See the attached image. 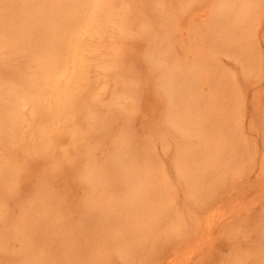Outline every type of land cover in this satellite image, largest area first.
<instances>
[{
  "label": "rangeland",
  "instance_id": "obj_1",
  "mask_svg": "<svg viewBox=\"0 0 264 264\" xmlns=\"http://www.w3.org/2000/svg\"><path fill=\"white\" fill-rule=\"evenodd\" d=\"M94 1L97 2L81 0L69 25L71 30L68 27L69 32L59 29L61 32L56 33L58 37L61 33L66 35L61 34L55 40L59 58H54L58 63L54 62L57 66L52 69L55 73H50L48 89L30 88L37 74H24L31 72L26 71L30 67L25 62L28 56L14 55L18 52L8 56L13 52L4 49L7 44L0 48L6 51L0 57V88L5 85L4 91L9 89L7 94L10 93L0 101L15 99L18 103L15 106L19 105L17 110H20L12 111L0 121V264H21V259L25 258L22 252L30 245H35V250L38 247L41 254L49 252L53 264H231L233 259L238 264H261L264 261V0H261L263 4L260 3L253 27L255 55L252 62L245 60L241 51L228 46L225 32L218 28L214 17H208L209 1L118 0V3L113 0L110 2H116L114 14L105 11L108 16L100 14L92 24L89 12L98 5ZM102 2L97 3L102 6L105 4ZM162 7L176 11L177 15L171 13L176 19L182 15V24H186L183 27L189 35L198 34L199 26H211L208 38L199 43L211 55L213 66H217L224 78L221 79L222 74H203L204 87L199 94L210 101L214 94H220L228 99L232 108L235 107V121L231 120L235 128L230 126V130L239 138H231L227 146L234 145L236 139L239 146L235 144L237 150L235 146L227 149L225 145V150H221V155L224 152L226 157L218 156L216 169L228 168L226 173L218 174L221 179L199 182L197 172L185 170L178 163L179 138L173 135L157 137L154 149L162 173L161 185L167 186V198L162 201L166 208H161L159 219L152 222L153 225L147 223L151 225L150 230L157 232L150 231L152 234L145 235L148 238L141 237L145 241L139 238L138 244L133 241L137 240L134 236L126 238L136 244L135 248L139 246L138 250L127 251L121 243L124 235L120 237V233H127L129 228L128 232L134 231L136 217L131 215L132 210L125 212L123 218H119L121 214L113 218L110 223L113 225L107 228L109 235L90 214V209L96 206V195L92 191L96 186L94 167L118 188L110 198L113 208L117 209L124 199L129 202L131 189L127 182L123 183L124 177L117 179L110 173L115 169V156L121 154L114 150L119 145L116 133L119 130L132 137L135 133L134 140L141 143L151 130L167 119L170 102L173 103L169 92L158 89L156 74L144 63L155 44L146 35L151 33L153 26L159 32L166 29L158 12ZM119 14L130 18L133 23L130 29L127 22V28L121 25L125 21H120ZM174 33L172 29L170 34ZM195 36L198 40L201 37ZM175 47L178 54L183 55L182 48ZM2 52L0 50V54ZM20 60L25 62V72V65L19 66ZM28 61L33 68L39 63ZM13 70L17 73L12 74ZM24 80L29 87L23 84ZM130 88L137 90L139 99L135 97L137 93L134 95L136 90L133 92ZM1 89V95L6 94ZM113 114H119L121 121L129 116L131 124L126 123V126L132 128L126 129L123 121L114 129L106 128L104 121L112 120ZM95 121L106 125L105 130H108L104 136H98L104 130L97 129L99 122ZM169 121L177 123V120ZM227 157V161L232 162L222 165L221 160ZM87 172L92 179H88ZM194 181L199 185L193 184ZM44 191L52 197L47 199ZM169 225L171 230L175 228L171 231L166 227ZM154 227L155 230L151 229ZM38 259L39 256L33 258L34 261ZM27 260L22 263L32 261Z\"/></svg>",
  "mask_w": 264,
  "mask_h": 264
},
{
  "label": "bare ground",
  "instance_id": "obj_2",
  "mask_svg": "<svg viewBox=\"0 0 264 264\" xmlns=\"http://www.w3.org/2000/svg\"><path fill=\"white\" fill-rule=\"evenodd\" d=\"M100 1L101 2L103 1L102 4L105 2V4L107 5L106 9H105V6H106L105 4H103L102 6L101 4L99 5ZM110 1H113V0H99V1L97 0V2L99 3L94 1L96 4H98L97 6L94 4V2H92L93 6L95 5L93 11L91 10L92 13L89 12V15H91V17L89 16L90 21H92L91 22L92 24L93 23L95 24L94 21H96V19L99 18L100 14L102 15V17H103V14H107L106 16H108V13L114 14V12L112 11H113V8L116 2H110ZM116 1L119 3L118 0ZM188 1H191V0H188ZM206 1L207 2L209 1L208 5H210L208 17H214V21L216 25L218 26V28H221V30L225 32L224 36L225 35L227 36H225L224 38L226 39L228 46L237 51H241L244 54L243 58L249 62H252L254 59V55H255L254 54L255 53L254 44L252 41L253 40V27L255 25V21H257L255 17L259 15L260 6L263 4V2L261 0H206ZM80 2L81 0H0V48L6 47V44H7L8 46L4 49L7 52L8 50L13 52L12 54L10 53V55L8 54V56H12L15 52H18L17 54L15 53L14 55H18V54H20L21 56L26 55L28 56V60H31L32 62L39 61L36 68L35 66L33 68V65L30 63V61L25 60V62L28 63L26 65L28 66L30 65V67L33 68L32 70L30 69V67H28L29 68L28 69L26 65L24 64L25 62L20 60L21 61L20 63H22L21 65H19L20 68H22L21 67L22 65L23 66L25 65L24 72L26 68H27L26 71L31 70L30 73H27V72L24 73L22 71L24 74H34V75L37 74V78L33 79V82L34 80L36 81L34 83L31 82L33 83V85L30 84L31 86L30 88L32 89L36 88L38 90L42 89L43 91L45 87L46 88L48 87L47 82L49 81V79H51L50 73H52L53 71L52 69L54 68V66L55 65L57 66V64H54V62L58 63L57 60L54 61L55 60L54 58L58 57L56 55H58V51H59V48L55 46V42H56L55 40L57 39L59 32H61L60 30H64V31L68 30L69 25L72 23L71 21L74 20L76 16L74 10H78L76 8L80 5ZM185 3L187 4L188 2L184 1V4ZM145 9L146 8H144V10ZM147 9L149 10V8ZM165 10H168V9H165L164 7H162L161 9L158 8L159 17L163 19V24L166 25V29L164 28L161 32H159L157 28H154V26L153 27L151 26L153 30L151 31L150 34L146 35L149 41L155 42V44L151 46L150 49L152 51L148 52V54L146 55L148 58L146 62L144 63L150 66L153 74H156L155 80H157L156 85L159 86L158 89L161 88L163 89V91L169 92L172 95L173 103L170 102L171 111L167 115V117L165 116L167 119L164 118L162 124L159 125L160 127L157 125L158 126L157 129L151 130L152 133L148 134L147 132L148 135H146V138L144 140L141 139L142 140L141 143L138 144L137 139L136 141L134 140L135 133L132 132L131 135L134 133L133 134L134 136L133 137L128 136L129 143H128V149L126 152L120 151L119 145L114 148L116 153L117 151H120L121 154L115 156V169L113 172H110V173L111 174L113 173L117 179L124 177L123 183L125 184L127 182V184L129 185L128 187L131 189L128 194L129 202L124 199L122 204L117 209H114L113 206L111 205L110 200L115 196L118 188H116V185L111 184L108 178L100 174L97 167H94L95 168L94 172H96L95 173L96 177L94 176L93 179L96 180V186H94L92 191H93V194L96 195V199H94L96 201V206L93 207L92 209L89 208L90 214L92 218L94 217L95 220L96 219L98 220L97 222H99L100 228L105 227L104 231H106L107 233L109 232L107 228L113 225V223L112 224L110 223L113 222V220L115 219L114 218L115 216H118L121 214L119 218L120 217L123 218V214L125 212H130L132 210L131 215L136 217V219H134L136 221L133 220V222L135 223L134 224L135 228H133L134 231L131 230V232H128L130 231V228H129L127 233L125 234L120 233L121 236L119 235L120 237H123L124 235L123 239L125 241L123 240L121 243L127 248V251H129L130 249L138 250V247H139L137 245L135 248L133 245H136V244H134L131 240L128 241L127 239H132L128 237L134 236L133 239L135 238L137 240H133V241L137 242L138 244L139 238L140 239H143L141 237L148 238L150 234L152 233L154 234L155 232H157V231L150 230L149 226L151 225H147V223L152 224V222L154 223V221L158 220L159 213H161L162 211L161 208L162 207L166 208V206H164L162 201H165L164 198H167L165 196L167 186L164 187L163 185H161L163 180L159 179V177L162 175V173L158 166L159 163H158L157 156H156L155 149H154L155 142H156L155 139L157 137L173 135V137L175 136V138H179V140L177 141L181 144V146L179 147V150H180L179 158L180 159L178 163H180L183 169L185 170L190 169V172H197L198 175L196 179L199 178L197 179L199 182L206 181V179H210V178L218 180V177L220 178L222 174L226 173L228 171V168L226 169L222 168L221 171L216 169L217 166L219 165L218 164L216 166V163H217L216 160L218 161V159H220L218 158V156L219 157L221 156V159H222V156L226 157L224 152H223V155H221L222 151L225 150L224 149L225 145L227 149L229 147L235 146L236 143H238L237 146H239V142L237 141L239 136L237 137L233 135L230 130V126L234 127L233 126L234 122L232 123L231 120L232 118L234 119L233 115H234L235 107L232 108L228 103V99L226 97L222 98L220 94H214L213 101H210L205 95L199 94L201 91V88L204 87V84L202 82L203 74H213V73L222 74L217 70L216 65L215 67L213 66L211 55L207 51H205L203 49V46L199 43L200 41L203 42V40H206V38H208L207 35L211 33L210 32L211 26L209 25L199 26L201 28H199L198 34H195L194 32H192L189 35L188 30L184 29L183 27L186 24L184 23L182 24V21L184 22V19H182L181 17L182 15H179L180 11L178 12L179 13L178 18L176 19L171 14L172 12H174L173 9L170 8V10H168L167 12ZM105 11L108 13H106ZM141 11H138L137 13L139 14V12L141 13ZM124 13H125V10H124ZM120 14L117 15L120 17V21L121 22L125 21L122 24L121 23L120 24L123 27L124 26L126 27L125 23L127 22L128 23L127 27L130 29L131 26L133 25V23L131 24L130 18H127L125 15H120ZM175 15H177V13ZM106 16L104 15V18ZM179 17H181V19H179ZM104 18H101L102 22L103 20L105 21L107 17L105 19ZM109 18H110V15H109ZM78 19L79 18H77V20ZM141 19L142 18H140V20ZM91 23L89 24V26L91 25ZM71 27L72 26H70L69 29ZM172 29L175 32L174 34H170V31ZM67 32H69V30L66 31V33ZM61 34L59 35L58 38H60ZM187 34L189 35V37H187ZM195 35H198V36L201 35V37H199V40ZM168 37H170V39ZM40 41H41L40 45L36 46L35 44ZM175 46H179L182 48V50L180 51L182 52L183 55L178 54V50L176 49ZM4 49H0L1 51H3L0 54V57L4 52H6L4 51ZM46 51L49 52L50 54H47ZM81 67L82 66L80 65V69ZM12 69L13 68H10V70ZM5 70H7V68ZM16 70L18 71L19 69H16ZM16 70L15 71L13 70L14 72L12 71L13 72L12 74H16L17 73ZM6 73L7 72H5V74ZM53 73L55 72L53 71ZM46 74L49 75L50 78H47L49 76L46 77ZM33 77H36V76H32V78ZM44 77H46V80L44 79ZM223 78H224V75L222 76L221 79ZM23 84H26L29 87V84H27V80L25 81V83L23 82ZM224 84L226 83L224 82ZM1 85L3 86L4 84H1ZM4 87L5 85L2 87V89ZM53 88L54 87H52V89ZM134 88L136 87L134 86ZM134 88L132 89L130 88V89L134 92V90H136ZM12 89L10 91H12ZM8 90L9 89H7V92L6 90L4 92L2 91V93H6V94H2L3 98L0 100H4V97L10 94V93L7 94L9 92ZM49 91H51V89H49ZM12 92H14V89ZM130 93L131 92H129V95ZM135 93H137V90L134 92V95ZM0 95H1V91H0ZM138 95L139 94L137 93V96L135 97L138 98ZM17 104L18 103L16 102L15 99L14 100L8 99L7 102L0 101V121H2L1 119L4 118V116L6 117L12 111L13 112H15V110L20 111V110H17L18 109L17 107H19V105L15 106ZM113 116L114 118H112V120L107 121V122H106V119L104 118L105 119L104 122L107 123V127L106 125H104V122L102 123L101 121H97L99 122L97 127L95 124H93V126L95 125L94 127H96L97 129L104 130L99 133L98 135L99 137L104 136L105 132H107L106 130H108L109 128L114 129L113 127L121 126L122 121L124 122L125 126L127 125L126 123L131 124V120L129 116L126 118L123 117L126 121L124 119L121 121V117L120 119H118L119 114L118 116L113 114ZM109 119L111 118L109 117ZM169 119L173 121L177 120V123H174V122L172 123L171 121H169ZM97 122L95 121L96 124ZM127 126H126V129H129L127 128ZM105 127L108 129L105 130ZM96 128H92V129H96ZM236 137H237L236 139L237 142L235 141L234 145L227 146V145H230L229 141L231 140V138L235 139ZM97 141H99V139ZM231 144H233V142ZM240 147H241V142H240ZM218 148L220 149V151ZM230 154L231 153H228V155ZM227 159L228 157L224 160H221V162L222 163L228 162ZM224 163L222 165H224ZM231 165L235 167V165L233 164ZM232 170H234L233 167H232ZM89 174L90 173L86 175H89ZM218 174H220V176ZM90 176L91 175H89V177ZM88 179H92V178L90 177ZM212 181L213 180H211L210 182ZM194 183L199 185V183L196 181H194L193 184ZM111 191H112V195H111ZM43 194H45L48 197L47 199L52 197V194L50 195L49 193L50 195L49 196L46 191H44ZM50 202H51V199H50ZM169 202L170 201H168L167 203ZM42 213L43 212H41L40 215ZM138 218L141 221L138 220ZM137 221H140V224L139 223L136 224ZM50 223L52 224V222ZM138 224L140 228L137 227ZM166 227H169L170 229V225ZM173 228L175 227H172V230ZM151 229L155 230L156 228L154 227ZM163 229L164 227L162 228V231ZM110 231L113 232L112 230ZM150 231H152V233ZM107 234L109 235V233ZM145 235H148V236L146 237ZM120 237H119V240L121 241L122 239ZM64 239L66 241L65 234H64ZM66 243H69V242H66ZM144 244L146 243L144 242ZM30 246H27V248L25 247L24 248L25 251L22 252L24 253L22 255L23 258L25 257L24 259H28L27 261H29V259L30 261L32 260L31 262H27L28 264L30 263L32 264H51L53 262V259L49 258L50 257L48 254L49 252L47 253L44 252V254H41L40 251H37L39 250L38 247L35 250L36 248V247L34 248L35 245H32L33 248ZM28 247L32 248L33 250L29 249ZM26 249H29V251H26ZM130 252H132L133 254L135 251L134 252L130 251ZM36 255L39 256V259L34 261L33 258L37 257ZM258 259H259V256H258ZM23 260L21 259L22 262ZM233 260H234L233 263L230 262L231 264H238L235 259ZM22 262L21 264H23Z\"/></svg>",
  "mask_w": 264,
  "mask_h": 264
},
{
  "label": "snow or ice",
  "instance_id": "obj_3",
  "mask_svg": "<svg viewBox=\"0 0 264 264\" xmlns=\"http://www.w3.org/2000/svg\"><path fill=\"white\" fill-rule=\"evenodd\" d=\"M117 139L119 140V150L122 152H126L128 149V143H129V137L127 135V133L123 132V131H118L116 133ZM178 162H179V156L177 157ZM178 170L179 166H178ZM261 264H264V261H261Z\"/></svg>",
  "mask_w": 264,
  "mask_h": 264
}]
</instances>
